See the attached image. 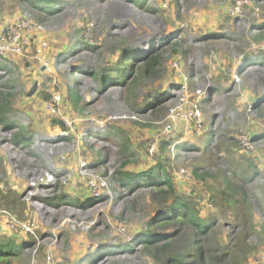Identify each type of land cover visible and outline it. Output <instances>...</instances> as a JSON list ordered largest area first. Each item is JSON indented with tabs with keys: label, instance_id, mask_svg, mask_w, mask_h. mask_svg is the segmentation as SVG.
<instances>
[{
	"label": "rangeland",
	"instance_id": "rangeland-1",
	"mask_svg": "<svg viewBox=\"0 0 264 264\" xmlns=\"http://www.w3.org/2000/svg\"><path fill=\"white\" fill-rule=\"evenodd\" d=\"M236 1L59 0L38 17L22 0H0V31L31 21L17 31L20 52L0 54V236L27 242L19 264H163L187 247L182 230L166 256L146 253L135 238L164 205L156 190L117 180L167 155L181 193L204 195L194 169L246 173L254 230L239 260L264 264V0H241L239 11ZM124 47L162 52L160 71L131 89L82 71L119 61ZM150 96L158 101L145 105ZM19 133L27 144L13 140ZM207 195L201 213L217 228L250 225L244 205L223 216Z\"/></svg>",
	"mask_w": 264,
	"mask_h": 264
},
{
	"label": "trees",
	"instance_id": "trees-1",
	"mask_svg": "<svg viewBox=\"0 0 264 264\" xmlns=\"http://www.w3.org/2000/svg\"><path fill=\"white\" fill-rule=\"evenodd\" d=\"M23 3L32 7L36 11V16L40 17L43 13L49 15L57 10L59 0H22ZM39 12V13H38ZM263 23L258 24L262 27ZM167 43V41L165 42ZM170 48L178 45V41L173 39L165 44ZM87 48L90 46L85 45ZM123 54L119 61L107 63L108 66L102 68L99 72L93 70H83L98 78L100 86L112 84H122L129 89L137 85L138 81L143 78H152L160 71L162 52H154L149 54L138 55L137 52L130 50L129 47L122 48ZM139 60V62H137ZM264 63V58L263 61ZM73 103H77V97L71 93ZM8 93L0 91V120H7L5 116V104ZM149 99H153L151 102ZM158 101L155 96H150L145 105L154 104ZM158 107H160L158 105ZM13 140H18L27 144L28 139H24L25 135L14 134ZM121 146L125 152H128L126 140L121 137ZM176 145H174L175 148ZM188 148L186 145H179ZM196 148V147H194ZM172 159L169 155L160 158L158 163L149 170L141 172H132L126 170L117 174V180L120 184L125 185L128 189L136 191L141 186L150 187L156 190L154 194L155 200H159V205L164 208L156 212L146 223L143 229L135 238L140 240L146 253H152L154 259L166 256L167 250L171 246V241L182 230H189L192 234L188 246L178 244L177 252L169 253L163 264H239V252H243L248 246V236L254 230L253 220L251 218L250 203L248 201L249 192L245 187L247 181L246 173L239 170L225 171L221 176H214L211 172L194 169L195 178L203 180L206 184L204 195L200 191L193 193L178 192L175 187L174 172L170 169ZM127 163H125L126 165ZM211 182L212 185H207ZM208 194V195H207ZM206 195L208 200L215 207L221 210L224 215L229 216L233 213L234 207L239 204L244 205V215L250 222L246 228L238 224L234 232L229 233L217 228L216 221L212 218H206L201 213V204ZM11 207L12 206H7ZM234 223V222H233ZM236 223V222H235ZM173 226L174 230L168 231L166 234L157 232L153 228L161 229ZM163 239V240H162ZM162 240L161 242H159ZM27 242L16 244L11 237L5 235L0 236V264H19V257ZM161 245V247H158ZM120 246L119 248H124ZM131 248V245H127ZM159 248L160 253L156 248ZM168 247V248H167ZM173 248V246H171ZM153 249L154 252H151ZM240 264H242L240 262Z\"/></svg>",
	"mask_w": 264,
	"mask_h": 264
},
{
	"label": "built area",
	"instance_id": "built-area-1",
	"mask_svg": "<svg viewBox=\"0 0 264 264\" xmlns=\"http://www.w3.org/2000/svg\"><path fill=\"white\" fill-rule=\"evenodd\" d=\"M240 4L241 0H237L235 6L236 11H239ZM30 25L31 21L24 19L12 25L3 27L0 31V54H6L9 52H20L21 42L19 39V33L17 31L23 28H28ZM45 46L46 43L41 42L37 47V52L40 53L42 50L45 49Z\"/></svg>",
	"mask_w": 264,
	"mask_h": 264
}]
</instances>
